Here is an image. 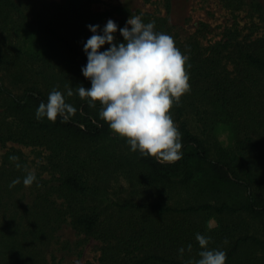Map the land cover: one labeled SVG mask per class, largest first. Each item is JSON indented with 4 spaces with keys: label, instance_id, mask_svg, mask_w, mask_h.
Wrapping results in <instances>:
<instances>
[{
    "label": "trees",
    "instance_id": "obj_1",
    "mask_svg": "<svg viewBox=\"0 0 264 264\" xmlns=\"http://www.w3.org/2000/svg\"><path fill=\"white\" fill-rule=\"evenodd\" d=\"M101 1L0 0V264H64L79 237L99 243L95 261L79 264H189L197 233L226 264H264V0H200L226 13L217 37L207 24L172 25L179 0H159L161 16L101 11ZM136 15L188 56L190 89L170 109L182 134L175 162L131 151L76 92L91 86L87 25L112 19L122 42ZM68 88L75 114L36 119L53 89Z\"/></svg>",
    "mask_w": 264,
    "mask_h": 264
},
{
    "label": "clouds",
    "instance_id": "obj_2",
    "mask_svg": "<svg viewBox=\"0 0 264 264\" xmlns=\"http://www.w3.org/2000/svg\"><path fill=\"white\" fill-rule=\"evenodd\" d=\"M87 28L91 36L83 44L87 62L81 73L91 86H78L79 97L87 98L90 106L100 105V118L126 140L131 151L164 162L181 159L182 134L170 109L190 89L185 70L188 56L171 35L155 31V22L145 23L139 15L129 17L119 28L122 42L115 39L118 25L112 19L102 28L91 24ZM106 44L108 47L101 51ZM72 95V88L63 93L53 89L47 102L39 103L36 119L55 122L59 116L62 121L68 120L77 111L66 102V96ZM35 180V173L29 172L22 182L30 186ZM20 182L16 178L10 187ZM195 239L200 247L199 258L189 264H226V251L210 248V237L197 233ZM178 251L182 254L184 248Z\"/></svg>",
    "mask_w": 264,
    "mask_h": 264
},
{
    "label": "rangeland",
    "instance_id": "obj_3",
    "mask_svg": "<svg viewBox=\"0 0 264 264\" xmlns=\"http://www.w3.org/2000/svg\"><path fill=\"white\" fill-rule=\"evenodd\" d=\"M123 5L129 6L131 10H140L156 16H161L162 14L159 0L157 3H155V0H102L97 7L98 10L105 11L111 9V7L118 8ZM225 15L226 13L214 3L200 2V0H179L178 3H173L170 22L186 33H192L201 24H207L210 28V34L213 37H217L225 24L227 18ZM220 137L224 138L225 134L221 133ZM2 152L3 150L0 148V153ZM214 225L213 221L209 222L210 227ZM67 237L72 240L69 234ZM78 241L74 253L67 257L64 264H79L85 261H95L97 258L99 253V243L97 241L82 237H79Z\"/></svg>",
    "mask_w": 264,
    "mask_h": 264
}]
</instances>
